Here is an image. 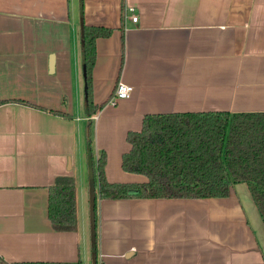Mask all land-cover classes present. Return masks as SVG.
I'll list each match as a JSON object with an SVG mask.
<instances>
[{"label":"crops","instance_id":"crops-1","mask_svg":"<svg viewBox=\"0 0 264 264\" xmlns=\"http://www.w3.org/2000/svg\"><path fill=\"white\" fill-rule=\"evenodd\" d=\"M83 7L0 0V264H94L90 187L148 181L122 166L145 117L179 114L189 143L223 144L233 114L264 112V0ZM119 81L134 89L111 104ZM60 177L76 180V230L49 218ZM96 221L98 264H264L246 182L226 197H99Z\"/></svg>","mask_w":264,"mask_h":264},{"label":"trees","instance_id":"trees-1","mask_svg":"<svg viewBox=\"0 0 264 264\" xmlns=\"http://www.w3.org/2000/svg\"><path fill=\"white\" fill-rule=\"evenodd\" d=\"M83 10L81 0V14ZM83 30L85 38L92 31L84 24ZM109 33L110 30L96 31V35ZM87 53L86 40L83 61L86 88L90 90L92 63L89 65ZM128 141L131 148L123 156V169L144 175L148 181L137 185L100 184V198L226 197L232 185L246 182L264 219V112L233 114L223 144L189 143L184 118L179 114L145 117L142 129L130 132ZM49 218L58 231L77 229L78 197L74 177H60L51 188Z\"/></svg>","mask_w":264,"mask_h":264},{"label":"water","instance_id":"water-1","mask_svg":"<svg viewBox=\"0 0 264 264\" xmlns=\"http://www.w3.org/2000/svg\"><path fill=\"white\" fill-rule=\"evenodd\" d=\"M96 199L97 190L94 183L90 187V214H91V230H92V245H93V260L97 264V238H96Z\"/></svg>","mask_w":264,"mask_h":264},{"label":"built area","instance_id":"built-area-1","mask_svg":"<svg viewBox=\"0 0 264 264\" xmlns=\"http://www.w3.org/2000/svg\"><path fill=\"white\" fill-rule=\"evenodd\" d=\"M131 11H133V9ZM131 18L133 22L138 21L137 14H132ZM133 89L134 87L132 85L127 84L123 81H119L114 91V94L110 100V103L117 104L120 100L128 98L131 95Z\"/></svg>","mask_w":264,"mask_h":264}]
</instances>
